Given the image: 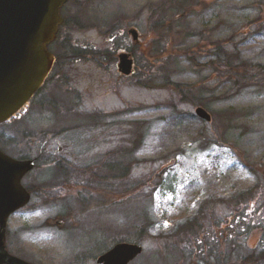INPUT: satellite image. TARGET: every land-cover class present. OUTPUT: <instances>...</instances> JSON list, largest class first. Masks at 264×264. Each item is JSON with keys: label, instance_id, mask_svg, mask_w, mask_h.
I'll list each match as a JSON object with an SVG mask.
<instances>
[{"label": "rangeland", "instance_id": "obj_1", "mask_svg": "<svg viewBox=\"0 0 264 264\" xmlns=\"http://www.w3.org/2000/svg\"><path fill=\"white\" fill-rule=\"evenodd\" d=\"M60 12L69 22L61 38L87 49L57 60L59 77L42 93L60 110L35 99L28 103L0 127L12 139L2 150L36 157L23 178L30 189L87 185L102 205L91 208V200L83 207L72 199L65 209L82 217L67 220L65 229L43 228L61 208H38L33 195L7 221L9 229L26 230L15 247L41 264H98L96 257L116 242L138 238L142 252L128 264H177L182 255L170 252V234L184 235L182 222L197 221L203 200L212 201L215 192L221 221L234 212L244 218L233 237L241 246L233 238L222 241L225 259L237 264L246 255L256 259L248 264H264V0H73ZM129 28L140 35L136 48ZM157 42L167 46L169 79L195 85L187 99L164 86L157 73L144 82V63L150 60L152 70L160 64ZM210 42L239 71L231 74L220 61L207 64L213 54L201 49ZM63 46L58 39L49 49L61 55ZM141 47L151 59L139 54ZM121 51L135 57L127 77L117 70ZM187 55L205 62L198 67ZM197 106L210 122L194 114ZM57 165L64 174L54 176ZM97 185L101 192H94ZM77 188L84 190H69ZM254 194L253 202L247 200ZM122 195L115 207L104 204ZM253 220L254 227L246 225Z\"/></svg>", "mask_w": 264, "mask_h": 264}, {"label": "water", "instance_id": "obj_2", "mask_svg": "<svg viewBox=\"0 0 264 264\" xmlns=\"http://www.w3.org/2000/svg\"><path fill=\"white\" fill-rule=\"evenodd\" d=\"M70 0H0V123L21 110L47 77L54 57L47 49L63 18L60 8ZM132 42L138 40L135 28L128 29ZM118 71L132 72L128 53L118 55ZM194 114L206 121L210 114L201 106ZM34 167L32 159H14L0 151V264H33L9 255L5 248L8 217L26 205L30 194L22 177ZM142 251L138 244L117 243L100 255L98 264H128Z\"/></svg>", "mask_w": 264, "mask_h": 264}, {"label": "flooded vegetation", "instance_id": "obj_3", "mask_svg": "<svg viewBox=\"0 0 264 264\" xmlns=\"http://www.w3.org/2000/svg\"><path fill=\"white\" fill-rule=\"evenodd\" d=\"M57 38V37H56ZM57 39L54 41L56 42ZM53 42V43H54ZM52 43V44H53ZM51 44V45H52ZM50 45V46H51ZM58 45V44H57ZM50 46L48 48H50ZM50 50V49H49ZM52 52V51H50ZM53 53V52H52ZM54 56V64L51 69V74H53L54 78H57L59 74H54V69L57 67V62L59 61L58 56L53 53ZM58 60V61H57ZM50 80V79H49ZM48 80V81H49ZM9 122V121H8ZM7 122L0 123V127L3 126V124H6ZM6 133H0V150L6 154L2 147L3 145H12V139L8 137ZM12 136V135H11ZM3 144V145H2ZM7 155V154H6ZM9 156V155H8ZM11 157V156H10ZM15 159H22L20 157H14ZM27 175V174H26ZM25 175V176H26ZM24 176V177H25ZM23 177V178H24ZM23 178L21 179L22 186L26 189V191L30 194V200L32 197L37 196L38 197V205L42 208H61L58 213L52 218H47L44 221L43 228L45 227H53L58 229H65L68 224H66V221L72 219V218H81L82 215H75L73 214V210H67L65 209V204H71V203H78L81 206H85L86 204H89L92 200L93 206L91 208H99V205H102L100 201H98L96 198L93 199L94 193L90 190V186L87 185H62V184H42V185H36L34 189H30L27 184H23ZM80 186L81 188H84V190L77 188L70 189L69 188H76ZM101 186L97 185L94 187V192L96 188H99V191ZM86 188V191H85ZM105 191V189H103ZM34 195V196H33ZM129 195V194H128ZM97 197V196H96ZM120 197H123L120 196ZM213 197V198H212ZM67 198V199H66ZM71 198V199H70ZM212 201L209 202V199H204L203 202L205 203V206L200 210V215L197 217V221L192 219H187L183 221V233L181 237L175 236L174 233H171V237L168 239V245L170 252L178 251L180 254V257L182 255V259L180 261H177V264H233V262L229 261L228 259H225L224 254H222V246L225 247L224 243L222 241H227V244H230L231 239L238 234V230H241V227H239V224H236L238 220L244 221V218L240 219V215L236 212L232 213L230 217H227L224 221L220 220L219 214L216 212V203L218 197L216 196L215 192L211 195ZM73 199V200H72ZM255 194L253 197H248L247 200L254 201ZM71 200L73 202H71ZM219 201V199H218ZM71 202V203H67ZM86 202V203H85ZM62 204V206L60 205ZM64 204V205H63ZM91 204V205H92ZM97 204V205H96ZM109 204V203H104ZM111 205V202L109 206ZM27 205L24 207L17 209L14 211L9 217L15 215L16 213L23 211L26 208ZM90 209V207H89ZM88 210V209H86ZM80 214H83V210H79ZM254 211H250L249 217L254 218ZM9 219V218H8ZM7 219V221H8ZM241 221V222H242ZM254 220L251 222H247L246 225L250 227H254ZM78 226V224H77ZM79 227V226H78ZM175 226L172 225V229L174 230ZM26 233V230L23 229L22 226H16V228L9 229L6 227L5 229V248L6 251L9 253V255L15 256L17 258H20L26 262H30L33 264H41L39 261H33L31 258H27L26 255L23 253V251H20L19 248H16L15 246L17 244L24 241V234ZM195 233V234H194ZM263 236L260 238V244L264 247V232H262ZM195 235V236H194ZM178 238V239H174ZM196 237V238H195ZM195 238V240H193ZM170 240V241H169ZM232 244L235 246H238L239 244L236 243V238H233ZM121 241H128L126 239H123ZM132 241V240H130ZM120 242V241H118ZM117 243V242H116ZM129 243H135L139 244L138 238L137 240L134 239L133 242ZM232 244L230 245L229 249H231ZM247 245V244H246ZM241 246V245H239ZM19 249V250H18ZM178 249V250H176ZM263 250V249H262ZM104 252V251H103ZM102 252V253H103ZM100 253V254H102ZM174 254V253H173ZM185 257V259H184ZM256 259H253L246 255H240L235 261H237V264H248L252 263Z\"/></svg>", "mask_w": 264, "mask_h": 264}, {"label": "trees", "instance_id": "obj_4", "mask_svg": "<svg viewBox=\"0 0 264 264\" xmlns=\"http://www.w3.org/2000/svg\"><path fill=\"white\" fill-rule=\"evenodd\" d=\"M69 24L68 21H64L62 26L60 27L59 31L60 33L58 34V39L60 41H62V43H64V48L62 49V54L61 55H58L59 57V60L61 58H65L67 57L65 54H70L69 51L70 50H76L77 52H81L82 50H86L87 48H79L77 47V45L74 43V42H70L69 43V40L68 38H64L62 39L61 36L63 35V33L65 32L66 30V27L67 25ZM160 35H158V37H160L162 34L161 32L159 33ZM57 39V41H58ZM68 41V42H67ZM162 41V43H166V42H163L165 40H160V42ZM199 41L202 43V42H205V39L203 38H200ZM66 44V45H65ZM160 46V43L157 42V57H159L160 59V64L158 66H156V69L155 70H152L150 68V60L148 61V65L145 66V63H144V66L143 68L146 69V72L148 73V76L149 77H144V82L145 81H150L151 79H154L156 76H154L153 74L157 73L158 75L161 76V82L163 84H165L164 86H167V88H171L173 89L174 91H176L178 94H180L182 97L186 98L187 95H189V92L194 89L195 85L194 84H185V85H182L180 83H176V82H173L169 79V76L164 72V69H165V64L167 63V57L165 56L166 55V49H167V46L165 47V45L162 44V47H159ZM60 47H62V45L60 44ZM136 48V47H135ZM204 52H210L212 53L213 55L211 57H209L210 59L207 61V64L210 63V62H213V61H220L221 63H223L228 69H229V72L231 74H234L235 72L239 71L236 67L234 68H229L228 64L231 63L232 60H230L228 57H227V53L224 52V51H221V48H220V45L218 43H208L207 45H205L204 47L202 46V49ZM144 51L146 52V54L144 53ZM147 51H149L147 48L145 50L144 47H141V49L139 50V54L143 57V56H146L145 59L146 61L148 60V58L151 59V54H147ZM73 52V51H72ZM93 53V51H91ZM193 54V53H191ZM149 55V56H148ZM155 56V55H153ZM164 58L166 60H164ZM187 58L190 60V62L194 63V65L198 66L199 65H202V63H204L205 61H203L202 63H199L196 59H194V57L191 55L190 58L188 57L187 55ZM227 58V59H226ZM135 59V57H134ZM157 65V63H156ZM210 69H212V67H210ZM160 73V74H159ZM166 74V75H165ZM226 74H228L226 72ZM156 75V74H155ZM165 75V77H164ZM57 80V78H54V77H51L50 78V81H48L44 87H42V89L39 91L38 94H36L35 96V100H37L38 102V105L39 106H42L44 108H47V109H50V110H53L54 113H56L57 109L60 110V106L58 104H56L54 101H43L42 100V96L45 94H42L43 91L48 88L50 86L51 83H55V81ZM157 80V79H155ZM152 81V80H151ZM158 81V80H157ZM145 86V84H144ZM56 87V86H54ZM42 94V95H41ZM38 97H40V99H37ZM187 99V98H186ZM21 155V154H20ZM59 173V175H62L64 174V168L61 167L60 165H57L54 167V176ZM89 175V173H88ZM92 177H94L93 174H90ZM89 175V176H90ZM30 188V185L28 186ZM121 198V199H120ZM115 199H118L117 201L118 202H122V197H119V196H116ZM110 204V203H109ZM109 204H106V205H109ZM178 250V249H176Z\"/></svg>", "mask_w": 264, "mask_h": 264}, {"label": "bare ground", "instance_id": "obj_5", "mask_svg": "<svg viewBox=\"0 0 264 264\" xmlns=\"http://www.w3.org/2000/svg\"><path fill=\"white\" fill-rule=\"evenodd\" d=\"M117 204H118V201H112L110 207H115ZM6 227H7V221H6L5 229Z\"/></svg>", "mask_w": 264, "mask_h": 264}]
</instances>
